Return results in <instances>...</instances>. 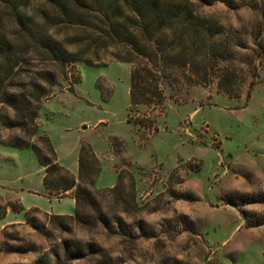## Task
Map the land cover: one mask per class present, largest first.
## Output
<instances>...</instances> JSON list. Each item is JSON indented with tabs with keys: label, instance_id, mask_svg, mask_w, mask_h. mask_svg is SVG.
I'll return each instance as SVG.
<instances>
[{
	"label": "rangeland",
	"instance_id": "374dc122",
	"mask_svg": "<svg viewBox=\"0 0 264 264\" xmlns=\"http://www.w3.org/2000/svg\"><path fill=\"white\" fill-rule=\"evenodd\" d=\"M5 1L37 21L51 8L45 0ZM196 5L226 48L221 65L234 71L238 98L219 87L218 72L194 83L188 72L169 70L163 102L133 105V64L114 56L118 47L53 23L55 37L89 61L48 60L31 47L0 83V215L8 204L24 208L0 216V264H56L65 240L101 245L109 264H264V0ZM10 11L0 1L1 27L13 33ZM35 105L37 128L26 132L16 123ZM24 139L31 144L15 145ZM83 147L98 159L93 183L80 178ZM38 152L96 194L108 227L97 221L70 232L52 220L74 214L76 202L49 195Z\"/></svg>",
	"mask_w": 264,
	"mask_h": 264
},
{
	"label": "trees",
	"instance_id": "16d2710c",
	"mask_svg": "<svg viewBox=\"0 0 264 264\" xmlns=\"http://www.w3.org/2000/svg\"><path fill=\"white\" fill-rule=\"evenodd\" d=\"M0 1L11 10L18 27L17 31L8 33L0 22V83L13 74L31 47L48 60L89 61L85 52L70 49L66 42L55 37L51 28L60 25L72 31L89 32L94 43L118 47L114 56L133 64L130 87L133 105L163 102L161 78L169 70L188 72L187 79L194 83L202 82L200 76L207 78L210 72H218L219 87L231 97L241 96V86L233 77L234 71L221 65L230 59L226 48L215 39L206 16L196 5V2L213 4L215 0H45L51 8H45L43 21L29 16L20 4L13 5L17 0L11 4L13 6L5 0ZM51 23L54 25H47ZM256 84L254 79L250 88ZM44 94L47 93L34 94L33 98L39 103ZM247 96H250V90ZM38 109L35 105L30 112L21 113L17 126L26 132L29 130L26 126H34L35 130ZM30 144V140L24 139L15 145ZM50 150L55 155L53 149ZM38 153L40 163L45 166L43 182L49 195L65 197L73 190L76 200L74 214H51L52 220L65 222L63 228L70 232L73 225L91 227L97 221L108 227L109 219L96 194L83 182L78 183L56 157ZM86 154L88 151L83 147L79 157L80 178L93 183L94 175L100 171L98 159L93 152L90 158H86ZM91 218L95 219L94 223ZM63 245L64 254L56 253V264H109L112 260L104 247L92 241L65 240Z\"/></svg>",
	"mask_w": 264,
	"mask_h": 264
},
{
	"label": "crops",
	"instance_id": "0c3cea01",
	"mask_svg": "<svg viewBox=\"0 0 264 264\" xmlns=\"http://www.w3.org/2000/svg\"><path fill=\"white\" fill-rule=\"evenodd\" d=\"M44 185H45V184H44ZM45 187H46V186H45ZM46 189H47V188H46ZM67 193H68L67 196H70V197H72V198L75 200V197L73 196V190H69ZM50 196H55V195H50ZM67 196H65V197H67ZM56 197H57V196H56ZM14 198H15V197H14ZM57 198H59V197H57ZM60 198H64V197H60ZM75 202H76V200H75ZM21 206H22V204H21ZM7 208H11L12 210L17 211V212H20V211H22V209H24L23 206H22L20 210H15V209L12 207L11 204H8ZM7 208H6L5 215H6V213H7ZM34 208H37V207H34ZM30 209H31V208H30ZM30 209H28V210H30ZM28 210H26V212H27ZM26 212H25V214H26ZM5 215H3V216L0 215V216L3 218V217H5ZM25 220H26V217H25ZM14 223H17V222H14ZM14 223H10V224H14Z\"/></svg>",
	"mask_w": 264,
	"mask_h": 264
},
{
	"label": "water",
	"instance_id": "95a60500",
	"mask_svg": "<svg viewBox=\"0 0 264 264\" xmlns=\"http://www.w3.org/2000/svg\"><path fill=\"white\" fill-rule=\"evenodd\" d=\"M86 127V126H85Z\"/></svg>",
	"mask_w": 264,
	"mask_h": 264
}]
</instances>
